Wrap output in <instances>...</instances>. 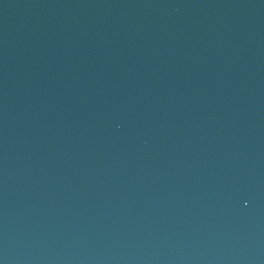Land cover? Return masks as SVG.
Masks as SVG:
<instances>
[{"label":"water","instance_id":"95a60500","mask_svg":"<svg viewBox=\"0 0 264 264\" xmlns=\"http://www.w3.org/2000/svg\"><path fill=\"white\" fill-rule=\"evenodd\" d=\"M0 264H264V0H0Z\"/></svg>","mask_w":264,"mask_h":264}]
</instances>
